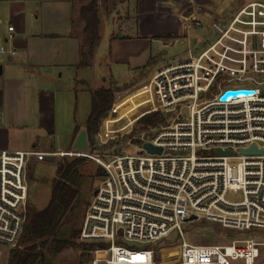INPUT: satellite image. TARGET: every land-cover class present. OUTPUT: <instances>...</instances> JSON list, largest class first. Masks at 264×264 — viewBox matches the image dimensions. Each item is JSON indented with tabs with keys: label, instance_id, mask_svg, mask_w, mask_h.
<instances>
[{
	"label": "built area",
	"instance_id": "built-area-1",
	"mask_svg": "<svg viewBox=\"0 0 264 264\" xmlns=\"http://www.w3.org/2000/svg\"><path fill=\"white\" fill-rule=\"evenodd\" d=\"M189 24L202 22L191 16ZM263 39L264 24L248 25L236 15L215 41L189 42L182 56L156 62L151 111L167 118L129 139L138 144L137 154L91 146L0 148V251L20 245L28 219L30 162L83 156L101 165L104 179L87 208L80 238L109 246L97 248L91 261L61 264H224L226 257L254 264L264 241L232 236L226 244H193L183 223L202 217L239 230L264 228ZM0 53L15 56L17 50L1 45ZM228 91L240 92L224 98ZM4 121L0 107V125ZM146 142L162 151H149ZM252 146L259 151L242 152ZM231 191L243 199H227ZM174 229L181 238L179 260L159 259L153 247L118 242L152 243Z\"/></svg>",
	"mask_w": 264,
	"mask_h": 264
},
{
	"label": "crops",
	"instance_id": "crops-1",
	"mask_svg": "<svg viewBox=\"0 0 264 264\" xmlns=\"http://www.w3.org/2000/svg\"><path fill=\"white\" fill-rule=\"evenodd\" d=\"M87 2L82 0L76 8L70 0H0V46L6 44L7 48L17 50L15 56L0 53V107L5 114V121L0 125V148L38 146L46 151L55 149L53 145L51 149L42 148L41 144L45 133L51 135L55 130L58 94H66L60 97L62 103L64 98L63 107L66 108L69 102L60 79L65 71L74 69L79 77L80 69L85 68L80 65L85 46L80 8ZM236 15L248 25L264 24V0H137L134 22L124 24L121 34L116 30L110 33L109 57L112 62L123 63L138 57L156 59L159 46H156L155 39L158 37L178 39L186 43L187 48L189 42H213L220 33L219 29ZM191 16L200 19L202 25L191 26ZM9 18H13L14 23H9L5 29L4 22ZM11 25L13 31L8 29ZM203 26L209 33L195 36L193 29ZM100 43L96 45L88 67L93 66ZM79 80L86 82L85 78ZM146 84L151 86L148 101L137 102L142 104V109L147 104H156L153 86L151 82L142 85ZM132 106L133 103L117 107L116 103L113 111L122 115ZM146 110L150 112L152 108ZM111 113L109 115L113 117ZM86 125H76L68 149L74 148L79 132L86 129ZM78 126L80 131L77 133ZM114 135L102 138L107 140Z\"/></svg>",
	"mask_w": 264,
	"mask_h": 264
},
{
	"label": "rangeland",
	"instance_id": "rangeland-1",
	"mask_svg": "<svg viewBox=\"0 0 264 264\" xmlns=\"http://www.w3.org/2000/svg\"><path fill=\"white\" fill-rule=\"evenodd\" d=\"M88 1V0H83ZM136 1H130V12L127 10L128 0H109L101 3V39L99 42L100 47L97 51V57L95 58L93 66H85L80 69L79 77L76 75V70L65 71L64 76L60 79V84L66 88L67 93V107H63L61 102V95L58 94L57 101V120L55 123V130L49 133H45V137L41 144L42 148H64L71 147V135H73L77 124L86 125L91 108V92L100 87L107 86L113 87L117 90V98L115 100L113 109L111 112L113 117L110 116L104 125L102 123V129L100 136L97 138V150L103 152L113 153H131L137 154L138 144H129V139L135 137L138 133L132 134L135 127V120L138 116H142L147 113L146 109L151 106L146 105L142 109V104L137 103L139 100L148 101L147 95L150 91V84L148 83L151 77L157 72L155 69L156 62L164 60H170L177 56H182L187 49L186 43H181L180 40L170 38H156V46L158 57L153 59L152 57H138L132 59L130 62H112L109 57V36L110 33L116 30L121 34L124 24H132L136 16ZM74 7H78L82 0H70ZM114 20V26L112 21ZM14 20H5L3 27L7 29L9 23ZM223 26L219 29H221ZM194 35L205 36L209 33L206 26L200 29H193ZM195 35V36H196ZM253 46L256 47V38L253 40ZM264 45V39L261 41ZM7 46L6 44H4ZM241 48V46H237ZM165 52V53H163ZM4 55V54H3ZM236 56V55H235ZM249 57V56H248ZM1 66V64H0ZM77 77V78H76ZM85 78L86 82L79 80ZM59 79V78H58ZM142 80V81H141ZM137 81H141L138 83ZM78 89V90H77ZM78 97L76 98V94ZM125 94V95H124ZM66 99V98H65ZM118 100V101H117ZM117 101V107L123 105L133 106L129 108L128 112L124 114H118L113 111ZM62 104V105H61ZM143 110H145L143 112ZM143 112V113H142ZM142 113V114H141ZM141 114V115H139ZM137 121V120H136ZM110 139L103 140L102 136L110 137ZM90 147V145H89ZM88 147V148H89ZM63 158L47 157L42 161L32 160L28 167V182H29V204L35 207L37 210L44 209L50 201L54 180L58 177L57 167L58 163ZM104 179V169L99 163L93 159L87 160V162L81 167V176L79 178L78 189L79 195L77 202L73 209L66 216L59 236L63 238H69L73 243H91L93 240H82L80 238L81 228L84 222L87 208L93 199L94 192L97 187L100 186ZM227 199L231 201H241L243 195L241 192H229ZM183 230L186 239L193 244H226L232 241L234 238H254L258 241H264V228H253L250 230H239L235 228L224 227L220 222L213 220H207L202 217L194 221H187L183 223ZM79 231V234H75ZM98 242V241H97ZM130 248L141 247H153L156 250L157 257L162 260H179L181 254L180 242L178 230L174 229L168 237L155 242H138L131 240L118 241ZM107 243V242H106ZM102 247V248H107ZM99 247L87 252L85 254L81 246H68L63 250L54 253L48 252V261L53 264H61L63 262H87L95 258V250ZM12 249H2L0 251V264H10V254ZM261 256L258 262L254 264H264V246L261 247ZM224 264H247L244 259L226 257Z\"/></svg>",
	"mask_w": 264,
	"mask_h": 264
},
{
	"label": "trees",
	"instance_id": "trees-1",
	"mask_svg": "<svg viewBox=\"0 0 264 264\" xmlns=\"http://www.w3.org/2000/svg\"><path fill=\"white\" fill-rule=\"evenodd\" d=\"M109 0H89L80 8V18L84 23L85 36L84 57L80 65L92 63L96 45L101 39V3ZM117 1V0H116ZM91 110L86 129L89 145L97 148V138L102 131V123L110 116L118 96L113 87L101 86L92 91ZM117 103V101H116ZM116 107V104H115ZM106 118V119H105ZM166 115L159 110L147 112L135 122L133 133L165 123ZM80 127L76 128V132ZM88 157H66L58 163V177L54 180L51 198L47 206L37 210L29 204L28 219L22 234L20 245L13 248L10 264H53L48 261L47 253H57L68 246H81L85 254L95 247H106L109 243L92 241L91 243H73L69 238L59 236L61 226L68 213L75 206L78 195V183L81 167L89 160ZM79 234V231L75 233Z\"/></svg>",
	"mask_w": 264,
	"mask_h": 264
},
{
	"label": "water",
	"instance_id": "water-1",
	"mask_svg": "<svg viewBox=\"0 0 264 264\" xmlns=\"http://www.w3.org/2000/svg\"><path fill=\"white\" fill-rule=\"evenodd\" d=\"M2 72V70L0 71ZM240 91H228L226 92V94L224 95V98H226L229 94H236ZM243 92L248 93L250 92L249 90H244ZM89 147V140H88V134H87V129H81V131L79 132L77 139L74 143V148L76 149H87ZM144 147L146 149H148L151 152H161L162 148L158 147V146H154L152 143L150 142H146L144 143ZM259 151V149H257L256 146H252L249 149H243L242 152H257ZM224 153V151H221ZM226 154H229L230 151H226ZM97 192V191H96ZM192 218H196V216H193Z\"/></svg>",
	"mask_w": 264,
	"mask_h": 264
}]
</instances>
